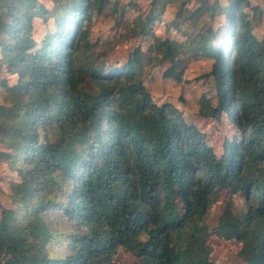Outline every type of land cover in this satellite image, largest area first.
<instances>
[{"label": "trees", "instance_id": "1", "mask_svg": "<svg viewBox=\"0 0 264 264\" xmlns=\"http://www.w3.org/2000/svg\"><path fill=\"white\" fill-rule=\"evenodd\" d=\"M184 1L150 0L149 32L166 3L180 2L187 19ZM106 3L67 0L51 12L39 0H0V160L15 173L0 202V264L17 254L25 264H114L120 248L132 264H214L206 217L223 190L212 232L237 241L245 264H264V39L249 0L208 1L196 13L223 28L155 37L148 49L176 82L187 60L213 59L199 78L213 79L214 100L202 94L198 115L225 116L238 132L218 151L172 103L152 102L140 47L122 65L97 61L88 34Z\"/></svg>", "mask_w": 264, "mask_h": 264}, {"label": "rangeland", "instance_id": "2", "mask_svg": "<svg viewBox=\"0 0 264 264\" xmlns=\"http://www.w3.org/2000/svg\"><path fill=\"white\" fill-rule=\"evenodd\" d=\"M39 1L52 12L55 4L59 5L61 1L66 2L67 0ZM107 1L108 3L104 4L100 11L94 13L88 34V40L96 42L93 52H103L97 61L113 66L122 65L132 51L136 47H140L148 58L145 59L142 66L143 83L150 93L153 103L158 105L165 102L172 103L187 122L195 124L198 129L205 133L207 142L214 146L217 151L221 148L225 136L232 139L233 134H238L237 130L225 121V116H222L221 121H216L198 115L200 96L205 94L212 97L213 100L215 96L213 79L199 78L211 69L212 58L201 57L187 60L183 71V80L176 82L163 76V71L168 62L161 60V55L156 51H148L149 45L153 43L155 37L161 39L168 37L173 40L184 41L185 32H199L208 25L212 27L219 25L218 28H223L224 21L221 17L211 18L209 13H196L199 8L203 9L208 1L213 0L184 1V12L182 13L187 16V19L183 20H179L177 16L180 2L166 3L159 18L151 27L152 33L149 32V27L146 26L145 22V18L150 12V0ZM220 1L224 2L225 0ZM249 3V6H245V10L249 12L250 18L256 19L253 32L260 40L264 39V0H249ZM252 6L257 7L258 11H255ZM174 21H176V25H174ZM1 75L8 78L11 83L13 82L14 75H8L5 71H2ZM0 150H4L2 144H0ZM14 174L8 169L7 164L0 160V202L2 203L6 202L5 193L9 190L7 181ZM229 195V191H221L217 199L212 202L206 217V222L211 228L207 237L212 248L210 259L214 264H245L238 255L240 245L237 241L218 237L212 232V226L216 224L217 217L225 206ZM233 209L237 215H243L246 212V200L242 193L233 194ZM135 260V256L120 248L115 256L114 264H132ZM14 262L15 264H25L28 261L17 254L14 257Z\"/></svg>", "mask_w": 264, "mask_h": 264}]
</instances>
